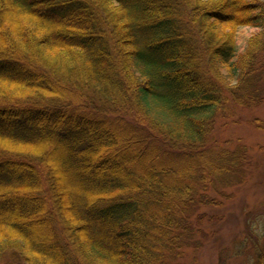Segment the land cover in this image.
Instances as JSON below:
<instances>
[{
  "label": "trees",
  "instance_id": "16d2710c",
  "mask_svg": "<svg viewBox=\"0 0 264 264\" xmlns=\"http://www.w3.org/2000/svg\"><path fill=\"white\" fill-rule=\"evenodd\" d=\"M263 33L264 0H0V259L181 264L245 180L213 134L264 98Z\"/></svg>",
  "mask_w": 264,
  "mask_h": 264
},
{
  "label": "rangeland",
  "instance_id": "374dc122",
  "mask_svg": "<svg viewBox=\"0 0 264 264\" xmlns=\"http://www.w3.org/2000/svg\"><path fill=\"white\" fill-rule=\"evenodd\" d=\"M237 31L238 57L259 30L243 27ZM260 38L263 55L259 65L264 67V33ZM254 44L259 46L261 42ZM232 112V118L216 121L213 137L229 152L243 146L247 150L245 180L224 189L221 195L208 194L212 205L199 210V215L204 216L196 237L200 247L184 251L181 264H244L246 256L256 251L240 243L246 239L256 242L257 236H264V98L256 107H236ZM7 263L5 257L0 259V264Z\"/></svg>",
  "mask_w": 264,
  "mask_h": 264
}]
</instances>
